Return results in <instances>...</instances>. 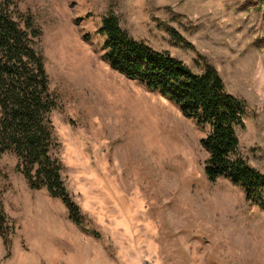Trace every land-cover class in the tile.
<instances>
[{
  "label": "rangeland",
  "instance_id": "obj_1",
  "mask_svg": "<svg viewBox=\"0 0 264 264\" xmlns=\"http://www.w3.org/2000/svg\"><path fill=\"white\" fill-rule=\"evenodd\" d=\"M11 9L42 31L54 155L100 238L47 189H30L7 153L0 200L15 229L8 258L0 238V264H264V210L205 174L210 127L111 69L97 34L113 12L132 38L193 71L214 66L247 103L238 155L264 173V0H12Z\"/></svg>",
  "mask_w": 264,
  "mask_h": 264
},
{
  "label": "trees",
  "instance_id": "obj_2",
  "mask_svg": "<svg viewBox=\"0 0 264 264\" xmlns=\"http://www.w3.org/2000/svg\"><path fill=\"white\" fill-rule=\"evenodd\" d=\"M11 6L12 0H0V159L14 154L16 169L30 189H47L52 198L63 201L75 225L100 238L70 194L62 162L54 155L58 143L52 114L58 104L38 48L42 31L30 16L18 13L15 18ZM97 34L106 38L102 58L111 69L161 94L197 126L210 127L200 140L209 153L204 168L209 181L228 179L244 191L248 202L264 210V173L238 155L237 128L244 126L247 103L226 90L217 69L206 63L204 71L197 73L169 52L132 38L113 12L104 16ZM14 229L0 200V238L6 258Z\"/></svg>",
  "mask_w": 264,
  "mask_h": 264
}]
</instances>
